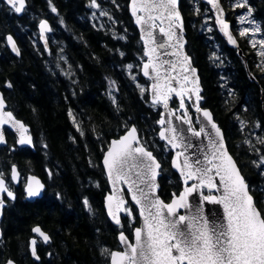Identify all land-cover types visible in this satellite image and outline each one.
<instances>
[{
	"label": "trees",
	"instance_id": "obj_1",
	"mask_svg": "<svg viewBox=\"0 0 264 264\" xmlns=\"http://www.w3.org/2000/svg\"><path fill=\"white\" fill-rule=\"evenodd\" d=\"M221 1L239 38L234 12ZM91 2L27 0L22 15L0 4V92L8 110L30 127L35 144V149L18 148L7 131L8 146L0 149V174L10 183L16 165L23 177L17 199L7 201L0 264L9 259L17 264H109L103 250L120 249L118 233L132 238L139 217L130 204L132 215L124 217L120 227L109 222L104 210L109 186L101 161L111 140L132 125L162 163L161 197L170 201L182 188L170 166L171 152L163 156L161 150V106L151 105L148 90L141 91L148 83L140 72L144 48L129 14V0H96L108 17L102 27L90 19ZM246 4L245 11L250 7L264 30V0ZM209 10L202 0H181L187 51L202 80V105L213 112L251 194L264 210V168L254 163L264 158V73L256 70L252 50L240 41L246 62L226 45ZM42 19L52 24L57 42L50 39L49 50L39 41ZM8 34L15 37L21 56L7 47ZM172 106L178 108L176 99ZM29 174L46 184L44 196L33 203L26 200L23 186ZM35 226L51 237L47 245L38 240L39 262L29 250Z\"/></svg>",
	"mask_w": 264,
	"mask_h": 264
},
{
	"label": "snow or ice",
	"instance_id": "obj_2",
	"mask_svg": "<svg viewBox=\"0 0 264 264\" xmlns=\"http://www.w3.org/2000/svg\"><path fill=\"white\" fill-rule=\"evenodd\" d=\"M207 2L219 12L217 22L221 25V31L228 37L230 43L235 44L236 41L228 30V24L221 19L223 10L220 8L219 0H207ZM6 3L16 13L25 11L26 0H6ZM92 5L97 6L96 0H92ZM235 6L244 8L246 0H236ZM251 11L249 8V15ZM138 12L146 13V16H138ZM132 14L136 16L137 24H147L148 29L155 28V24L149 23L150 21L161 19V17L168 19L170 22L168 29L160 28V32L166 35L169 40H172L175 35L172 19H180L177 0H132ZM245 19L242 17L241 23ZM40 28L42 34L51 30L44 21L41 22ZM142 31L145 30L142 29ZM248 32V29H243L240 31V35L246 36ZM146 35L148 39L145 40L144 55L149 57V61L143 65V71L145 76L156 81L152 85V90L155 93L152 103H162L167 109L170 95L175 93L180 97V107L183 109V97L192 90L187 89L184 84H181L179 89L172 87L169 78H164L165 83L161 84L160 69L163 63L167 62L161 61L158 64L159 56L153 59V54L157 53L158 48L163 49L166 45L158 43L151 30L146 31ZM7 40L11 44L12 50L19 54L13 38L8 36ZM150 42L157 46L148 47ZM255 43L254 41L253 44ZM259 43L261 48H264V40ZM165 54L179 55L178 52ZM259 54L264 56V51ZM183 59L188 60L186 56ZM129 67L131 68V66ZM172 67L174 68L175 65L173 64ZM150 68L156 74L155 77L150 76ZM191 71L194 72L195 69ZM184 80L187 82L188 77H184ZM192 83L196 82L192 81ZM141 91L143 92L144 89ZM195 91L197 99H199V89L197 88ZM4 107L3 97L0 96V125L12 121L20 131L19 143L30 144L31 137L26 135L27 128L22 123L15 121L11 112H3ZM196 111L199 112L201 109L197 107ZM170 115H174V113L170 112ZM187 115L188 113L185 111L183 116L177 117V119H183L184 123L190 125L188 131L194 137H200L202 134L207 135L203 127L199 131L192 128L191 120L184 119ZM203 116L215 129L216 136L219 138V142H217L210 137V154H205L203 160L199 156L193 158L186 155V151L192 147V143L183 134V129L178 130L172 126L170 120L161 119L159 121V124L163 126L159 133L160 139L166 140L173 149H183L175 153L172 166L180 172L184 188L179 195L173 194L174 198L171 203H165L154 195V190L158 187L155 178L159 175L158 170L161 165L152 152L140 144L136 129L132 128L121 139L111 143L104 158L108 176L113 180L114 187L115 183L121 180L129 184L132 199L137 205H140V215L143 217L142 227L134 230V244L129 243L128 238L121 233L119 239L121 244L125 245L123 251L103 250L109 254L111 264H264V210L258 207L240 169L232 156L228 154L223 143V135L216 124L212 122L211 114L204 111ZM0 143H4L3 133H0ZM260 164H264V158L257 164V167ZM18 176L19 174L13 167L12 179L17 180ZM217 177L219 178L218 183ZM190 180H194L196 183L189 185ZM33 183L38 187L34 189ZM43 187L35 177L29 178L26 187L28 196H38ZM204 189L207 190V194ZM5 192L9 198L15 199L13 192L6 187L2 174H0V193ZM149 192H152L153 195L149 196ZM194 194L199 196V204L195 202ZM189 197H193V199L190 200ZM107 200L108 214L117 225L121 223L119 212L125 211L127 215H132L130 210L124 208L123 198L110 195ZM204 202L222 207L223 222L210 220L204 214ZM84 203L88 206L87 200ZM3 204L4 201L0 199V208L3 207ZM113 205H115V211ZM181 209H185L186 212L182 214ZM89 211H91L90 207ZM33 231L39 234L45 243L49 241L50 237L39 227L34 228ZM31 243L33 245L32 253L35 256L36 241L33 240Z\"/></svg>",
	"mask_w": 264,
	"mask_h": 264
},
{
	"label": "water",
	"instance_id": "obj_3",
	"mask_svg": "<svg viewBox=\"0 0 264 264\" xmlns=\"http://www.w3.org/2000/svg\"><path fill=\"white\" fill-rule=\"evenodd\" d=\"M2 1L8 7H10L6 3V0H2ZM202 1H203V3H205V4H207L209 6V9H210V11L212 13V16H213V20H214V24H215L216 30H217L218 34L220 35V37L223 39V41L226 43V45L228 47L237 49L239 56L242 57L243 60L246 62V57L244 56L243 50L240 47V43L238 41V38H237V36L235 35V33L233 31L232 23L227 19L226 9L224 8V5H223L222 1L219 0L220 8L223 10V15L221 16V19H223L228 24V26H229L228 30L232 33V36H233L234 40L236 41L235 44L230 43L228 41V37L224 34L223 31H221V25L217 22V17L219 15V12L217 11V9L213 8L212 5L207 2V0H202ZM26 7H27V0H26V3H25V10H26ZM128 9H129V14H130V16L133 19V23H134L135 27L137 28V30L139 32V37H140V40H141L143 48H144V53L146 51L145 40L148 39V37L146 35V31H148V30H151L153 32V36L156 38V41L158 43H164L166 45V47L163 48V49H159L158 48L157 53L153 54V59H156V57L159 56V60L157 61L158 64L161 61L167 62V63H163V66L160 69V75H161V81L160 82H161V84L165 83V79L164 78H169L172 87L179 89L180 85L184 84L187 89H191L192 90L191 92L185 94L184 97H183V99H184V108L183 109H181V107H180V97L176 96L175 93H172L170 95V98L168 100V108L167 109L164 108L162 103L153 104L152 100H153V97H154L155 93L152 90V85L156 81H155V79H150L148 76L144 75L143 65L145 63H148V61H149V57L144 55L145 61L141 65V76L144 79L149 81L148 93H149V101H150V103L153 104V105H161L160 120L161 119H165L166 121L170 120L172 126H175L178 130L183 129V134L187 137L188 141H190L192 143V147L189 148L186 151V155L192 156L193 158H195L196 156H199L200 159L203 160L205 154H210V147H209L210 137H211V139H214L217 142H219V138L216 136L215 129H213L211 127V124L209 123V121L203 116V112L204 111L209 112L211 114L212 122L216 124V126L220 129V131H221V133L223 135V143H224L225 148L228 151V154L232 156L233 160L237 164V167L240 169L236 159L234 158V156L232 155V153L229 150V147H228L226 139H225L224 131L221 129L219 123L215 120L213 112L209 108H206V107H204L202 105V102H203L202 93H203L204 89H203L202 80H201V77H200L199 70L194 65L193 59L189 55V53L187 51L188 40H187V37H186V28H185L184 16H183L182 11H181V0H177V11L179 12L180 19L176 20L175 18H173L172 21H171V23L173 25V31L175 32V35L173 36L172 40H169L166 35H164L163 33L160 32V28H164L165 30L168 29L169 23H170L168 19H166L164 17H161V19H157L155 21H150L149 23H154L155 24V28L154 29H148L147 24H137L136 23V16H134L132 14V0H129ZM23 13L24 12L19 13V14H23ZM137 15L138 16H146V13L138 12ZM153 15H156V13H153ZM42 21L46 22L47 25H48V28L51 29L50 31L43 32V34L41 33V28H40V24H41ZM42 21L38 24L39 39H40V42L43 45V47L44 48H48L49 45H50L48 35L52 31V24L50 23L49 20H42ZM142 29H144L145 31H142ZM8 36H11L13 38V41L15 42L16 48L19 50V54H17L15 51L12 50V46H11V44H9V42L7 40ZM178 41H179V43H178ZM6 43H7V47L9 48L10 52L13 55L18 56V57L21 56L20 47H19L15 37L12 34H8L6 36ZM167 45H171V46H167ZM181 45H182V47H181ZM156 46H157L156 44H152L151 42L148 45V47H156ZM174 52H178L179 55H171V54L166 55L165 54V53H174ZM185 56L188 58L187 61H185L183 59ZM173 64L175 65L174 68L172 67ZM192 69H195V71L192 72L191 71ZM149 73H150V76H152V77H155V75H156L154 72H152L151 68L149 69ZM184 77H188V81L187 82L184 80ZM171 78H174V79H171ZM192 81H195L196 83H192ZM197 88L199 89V92H198V96L200 97L199 99H197V93L195 91ZM0 96L3 97L4 104H5L3 112H11L14 120L22 123L28 130L26 135L31 137V143L30 144H21V143H19L20 131L18 130L17 127H15L13 125L12 121H9V122H7V123H5L3 125H0V133H3V138H4V143H0V147H6L8 145V138H7V133H6V129H8L10 132L13 133V135H15L16 144H17L18 147L35 149L34 137H33L32 133L30 132V127L28 125H26L24 121L18 119L14 115V113L12 111L8 110V104H7L6 100H5L4 94L2 92H0ZM173 99H176L178 101V108H175V107L172 106V100ZM197 107H199L201 109V111H199V112L196 111ZM185 111H187L188 115H187V117H184V119H190L191 120V127L196 129L197 131H199V129L201 127H203L205 129V132L207 133V135L206 134H202L200 137H194L192 135V133L188 131V128H189L190 125L184 123L183 119H177V117H182L183 113ZM170 112L174 113V115H170ZM158 125H159V132H158L159 140L161 142L165 143L170 148V151L172 153L171 161H170L171 169L178 175V177L180 178V180L182 182V188L179 191V193H180V192L183 191L184 184H183V180H182V177L180 175V172L176 168H174L172 166V161H173V159L175 157V153L177 151H182L183 149H181V148L173 149L171 147V145H169L167 143L166 140L160 139L159 133L162 130L163 126H161L159 124V122H158ZM132 128L136 129V135H137V138L140 140V144L143 145L148 151H150L143 144V142L141 140V137H140V133L138 131V128L135 125H132L131 127H129L125 131V133L122 134L119 138L112 139L111 142H110V145H111V143L113 141L119 140L123 136H125ZM110 145H109V147H110ZM134 146H136V145H134ZM107 150L104 152V155H103L102 161H101L105 176L107 178L108 186H109V191L106 193V195L104 197V210H105L106 216H107L109 222L112 225H114L115 227H117V228L121 226L122 219L127 216L125 211L119 212L118 215H119L120 221H121V223L119 225H117L114 222V220L112 219V217L109 216V214H108V200H107V197L110 196V195H115L118 198H123V200L125 201V204H124V208L125 209L128 210V205L129 204H131L133 207H135L137 209L138 217H139V224L135 228L142 227V225H143V217L140 215V205H137L135 203V201H133L132 192L129 191V184L124 183V181L121 180L120 182L115 183V187H114L113 186V180H111L109 178V176H108L107 170H106L105 165H104V158H105V154H106ZM152 154H153V156L157 159V161L161 165V168L158 170L159 171V175H157L156 178H155V183L158 185V187L154 190V195L158 196L165 203H171L172 199L174 198V196H172L170 201H165L160 195V188H161L160 179H161V177L163 175V173H162V163L154 155L153 152H152ZM181 160H183V157H181ZM13 167L16 169L17 173L19 174L17 180H13L12 179V169H13ZM12 169H11V180H12V182H13V184L15 186H19L21 181H22V175H21V173H20V171H19V169H18V167L16 165H13ZM240 171H241V169H240ZM241 175L244 177L242 171H241ZM31 177H35L44 186L43 189L40 191V194L38 196H35V197H29L28 194H27V191H26V187H27V184L29 182V178H31ZM3 179L5 181L6 187L9 189L7 180L4 177H3ZM244 179H245L246 183L249 185V183H248V181L246 180L245 177H244ZM216 180H217V183H218L219 182V178L217 177ZM193 183H196V181H194V180H190L189 181V185H191ZM37 187L38 186L33 183V188L35 189ZM141 187H144V185H141ZM249 188H250V185H249ZM24 190H25V193H26V200L28 202H30V203H33L36 200L41 199L44 196V193H45V190H46V184L43 182L42 178L39 177L38 175L29 174L27 176V178H26V181H25ZM10 191H12V190H10ZM204 191H205V194H207V190L204 189ZM179 193L178 194L175 193V194L179 195ZM13 195L15 196V199H16V193L15 192H13ZM152 195H153V193L149 192V196H152ZM194 196H195V202L197 204H199L200 203L199 196H196L195 194H194ZM6 198L9 201H15V199L9 198L7 196L6 192L5 193H0V199H2L4 201L3 207L0 208V237L3 236L2 222H3V219H4V215H5V209L7 207V199ZM189 199L192 200L193 197H189ZM254 200H255V198H254ZM203 208H204V214L207 217H209L210 220H214V221H217V222H223V209H222V207L220 205H213V204H208L207 202H204ZM113 210L115 211V205H113ZM180 212L183 214V213L186 212V210L185 209H181ZM36 227H39L46 235H48L50 237V235L47 232H45L40 226H35L34 228H36ZM135 228L133 229V232H132V238H130L123 231L118 233L117 240H118V244H119L120 249L113 250L112 252L123 251L125 249V245L121 244L120 239H119L121 233H123L128 238V242L129 243H133V244L135 243V237H134ZM33 229H32V234L34 235V237L31 238L30 241H29V250H30V254H31L32 259L37 261V262H39L40 261V256L38 254L37 237L40 238L45 245H47L51 241V237H50L49 241L47 243H45L43 238L39 234L35 233L33 231ZM33 240L36 241L35 246H34L35 247V252H36L35 256L32 253L33 245H32L31 242ZM9 262H11V264H17L12 259L7 260V262L5 264H9ZM109 264H111V260L110 259H109Z\"/></svg>",
	"mask_w": 264,
	"mask_h": 264
},
{
	"label": "rangeland",
	"instance_id": "obj_4",
	"mask_svg": "<svg viewBox=\"0 0 264 264\" xmlns=\"http://www.w3.org/2000/svg\"><path fill=\"white\" fill-rule=\"evenodd\" d=\"M4 4V5H6L2 0H0V4ZM92 3V2H91ZM226 3L229 5V7L232 9V11L234 12L233 13V15H234V17H235V19H236V21H238V23H240L241 25H242V27H241V30H243V29H248L249 30V32H252V33H255V26H253V18H252V16H253V14H252V12H251V14L249 15V13H248V9L249 8H247L246 10L247 11H245V7L244 8H240L241 10H239L238 9V7H236L235 6V4H236V0H226ZM96 5L97 6H93L92 5V7L90 8V19L94 22V24H96L97 26H100V27H102L103 26V23H104V19H105V21L108 23V17H106V11H105V9L104 8H102V7H100L99 6V4H97L96 3ZM247 5V4H246ZM7 6V5H6ZM8 7V6H7ZM10 8V7H9ZM237 10V11H236ZM210 11V10H209ZM25 12V11H24ZM209 14V13H208ZM20 15H22V14H20ZM106 17V18H105ZM207 17H209V16H207ZM246 18L245 19V21L243 22V23H241V18ZM213 18V17H212ZM42 20H48V19H42ZM42 20H40L39 21V23L42 21ZM209 20H210V18H207V21L209 22ZM38 23V24H39ZM249 23V24H248ZM207 28H209L208 29V31H212L213 29H211V26L210 25H208V27ZM216 28V27H215ZM248 32V33H249ZM48 38H49V41H50V39H52L51 40V42L53 43V44H56L57 42L56 41H53L54 39H55V37H54V30H52V32L51 33H49V35H48ZM39 41H40V39H39ZM41 43V42H40ZM142 65V64H141ZM141 67V66H140ZM141 69V68H140ZM148 85H149V82L147 83V84H144V86H142L143 87V89H145V90H148ZM151 104V103H150ZM151 105H153V104H151ZM155 106H157V105H155ZM78 129H81L80 127H78ZM143 144H145L146 145V142H143ZM165 144V143H164ZM162 151H163V156H167V153L170 151V148L165 144V149H161ZM171 152V151H170ZM172 154V153H171ZM255 161V160H254ZM261 160L260 159H258V160H256L254 163H259ZM260 166L261 167H263L264 168V164H260ZM3 175V174H2ZM4 176V175H3ZM4 178L5 179H7L5 176H4ZM8 182V181H7ZM12 181H10V183L8 182V186L10 187V188H12V189H14V185L11 183ZM9 188V189H10ZM128 210H130V208L128 209ZM109 252H112V250L110 249L109 250ZM109 259H110V256H109Z\"/></svg>",
	"mask_w": 264,
	"mask_h": 264
},
{
	"label": "flooded vegetation",
	"instance_id": "obj_5",
	"mask_svg": "<svg viewBox=\"0 0 264 264\" xmlns=\"http://www.w3.org/2000/svg\"><path fill=\"white\" fill-rule=\"evenodd\" d=\"M251 12L253 14V11H251ZM252 18H253V26H255V34H253L252 32H249L246 36H241L240 31H241L242 25L240 23H238V21H235V27H236V30H237L239 36H240L239 37L240 39L238 37L237 38H238V41H240L241 44H243L245 46L246 50H248V51L252 50L251 55L253 57L254 66H255L256 70H258L261 73H264V56H261L259 54L261 51H264V48H261V45L259 43L261 40H264V30H262L260 28V24L257 21V19H255L254 16H252ZM257 28H259V31H257ZM254 41L256 42L255 44H253ZM49 49L50 48H48L47 50H49ZM10 133H12V132H10ZM13 136L15 137V135H13ZM15 143H16V138H15ZM16 146H17V144H16ZM1 148H3V147H0V149ZM12 149H15V148L12 147ZM21 183H20V185H21ZM19 186H15L14 189H12L8 186L10 188V190H12L13 192L16 193V199H17V189ZM23 186H24V184H23ZM25 198H26V194H25ZM7 201H8V199H7ZM11 202H14V201H11Z\"/></svg>",
	"mask_w": 264,
	"mask_h": 264
},
{
	"label": "bare ground",
	"instance_id": "obj_6",
	"mask_svg": "<svg viewBox=\"0 0 264 264\" xmlns=\"http://www.w3.org/2000/svg\"><path fill=\"white\" fill-rule=\"evenodd\" d=\"M227 58V57H226ZM244 62V61H243ZM43 180V179H42ZM44 230V229H43Z\"/></svg>",
	"mask_w": 264,
	"mask_h": 264
}]
</instances>
